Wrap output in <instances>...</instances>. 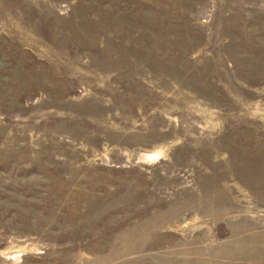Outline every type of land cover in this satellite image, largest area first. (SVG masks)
I'll return each mask as SVG.
<instances>
[{
    "label": "rangeland",
    "instance_id": "1",
    "mask_svg": "<svg viewBox=\"0 0 264 264\" xmlns=\"http://www.w3.org/2000/svg\"><path fill=\"white\" fill-rule=\"evenodd\" d=\"M0 264H264V0H0Z\"/></svg>",
    "mask_w": 264,
    "mask_h": 264
},
{
    "label": "bare ground",
    "instance_id": "2",
    "mask_svg": "<svg viewBox=\"0 0 264 264\" xmlns=\"http://www.w3.org/2000/svg\"><path fill=\"white\" fill-rule=\"evenodd\" d=\"M156 155H157V154L152 153L151 159L154 158V157H156ZM157 157H158V156H157Z\"/></svg>",
    "mask_w": 264,
    "mask_h": 264
}]
</instances>
